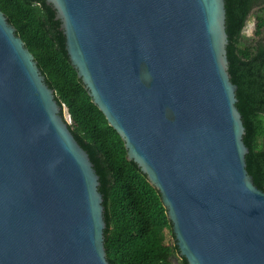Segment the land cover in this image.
Here are the masks:
<instances>
[{"label":"water","instance_id":"95a60500","mask_svg":"<svg viewBox=\"0 0 264 264\" xmlns=\"http://www.w3.org/2000/svg\"><path fill=\"white\" fill-rule=\"evenodd\" d=\"M93 102L160 192L188 264H264L226 0H46ZM0 8V264H111L104 197Z\"/></svg>","mask_w":264,"mask_h":264},{"label":"trees","instance_id":"16d2710c","mask_svg":"<svg viewBox=\"0 0 264 264\" xmlns=\"http://www.w3.org/2000/svg\"><path fill=\"white\" fill-rule=\"evenodd\" d=\"M0 8L34 54L46 82L71 115L69 128L88 151L105 206V247L111 264H188L179 247L160 192L125 141L93 102L66 49L56 11L46 0H0ZM231 79L246 128L247 169L264 190V0H226ZM250 16L255 35L243 33ZM167 233L173 235L166 242ZM179 256V262L173 257Z\"/></svg>","mask_w":264,"mask_h":264},{"label":"rangeland","instance_id":"374dc122","mask_svg":"<svg viewBox=\"0 0 264 264\" xmlns=\"http://www.w3.org/2000/svg\"><path fill=\"white\" fill-rule=\"evenodd\" d=\"M255 18L254 16H250V18L248 19V22L244 28L243 33L245 35H247L248 37H252L255 35ZM65 113H66V109H65ZM173 240V235L171 233H167L166 235V242H171ZM173 261L174 262H179V256H175L173 257Z\"/></svg>","mask_w":264,"mask_h":264},{"label":"built area","instance_id":"2783aa9c","mask_svg":"<svg viewBox=\"0 0 264 264\" xmlns=\"http://www.w3.org/2000/svg\"><path fill=\"white\" fill-rule=\"evenodd\" d=\"M65 109H66V113H65ZM64 117H65V119H66V121H67L68 123H71V122H72L71 115H70L69 112L67 111V108H66V107L64 108Z\"/></svg>","mask_w":264,"mask_h":264}]
</instances>
